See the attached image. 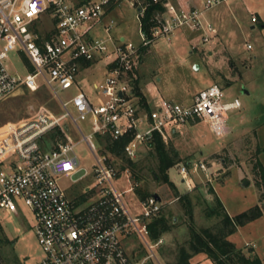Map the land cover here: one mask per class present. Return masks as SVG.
<instances>
[{
    "label": "built area",
    "instance_id": "2783aa9c",
    "mask_svg": "<svg viewBox=\"0 0 264 264\" xmlns=\"http://www.w3.org/2000/svg\"><path fill=\"white\" fill-rule=\"evenodd\" d=\"M120 1L123 0H88L76 5L72 0H0V102L19 90L38 91V80L55 97L58 92L73 90L67 101H60L64 110L60 116L40 108L17 126L12 125L0 138V212L18 215L19 204L26 207L42 253L38 264L156 262L154 250L163 239L160 237L151 243L148 224L160 215L161 200L152 195L145 200L138 199L139 211L134 213L124 198L126 193H134L136 187L129 171L124 170L120 177L112 161L114 156L98 153L93 136L97 144L98 137L102 141L126 139L122 154L133 162L139 147L152 142L155 134L166 143L174 129L190 123L204 121L220 138L226 133L229 115L241 109L240 100L227 98L217 84L197 92L188 105L156 96L146 104L148 108H143L130 85L138 49L109 35L113 20L103 26L106 37L93 35L107 7ZM225 1L205 0L201 10L166 2L154 38L186 27L201 31L202 42L208 43L217 32L210 25L203 26L200 16ZM135 4L140 7L139 0L132 1ZM45 17L49 18L54 32L39 45L36 26ZM255 22L252 16L251 23ZM141 37L142 46H147L150 42L142 34ZM12 55L19 59L24 73L11 67ZM23 57L28 60L30 70ZM96 62H104L107 69L102 82L94 85L101 96L94 105L82 90L78 74L82 64ZM87 117L91 134L85 136L78 121ZM66 118L76 125L94 157L91 170H85L82 175L90 178V184L71 200L59 184L61 177H70L80 169L73 154L75 144L60 125ZM55 127L60 128L65 141L54 148H41L42 137ZM178 173L188 190L194 188L192 175L203 173L211 180L215 174L202 160L180 164ZM124 180L128 187L120 190L116 183ZM134 237L142 240L149 254L131 262L124 241Z\"/></svg>",
    "mask_w": 264,
    "mask_h": 264
},
{
    "label": "rangeland",
    "instance_id": "374dc122",
    "mask_svg": "<svg viewBox=\"0 0 264 264\" xmlns=\"http://www.w3.org/2000/svg\"><path fill=\"white\" fill-rule=\"evenodd\" d=\"M132 1L134 0L112 3V8L105 11L102 23L99 24L101 25L99 32L101 37H106L103 26L109 20H113L114 26L109 35L115 40L123 36L126 42L138 49L136 66L130 75V85L135 96L140 93L147 102L150 97L145 88L149 85L164 100L186 104L210 81L224 88L227 95L238 98L242 104L239 112L229 115L230 127L220 138L210 131L208 124L204 121L190 124L194 125L192 128L186 125L180 132L169 134L166 143L176 150L180 159L168 170L174 189L154 181L153 172L157 171V159L147 143L139 147L137 157L133 161L136 163L134 170L126 167L124 160L112 157L115 169L121 174L120 177L123 176L124 170H128L133 185H136L135 188L141 189L143 193L157 194L161 199L160 215L165 216L169 221L171 231L163 234L164 243L155 248L156 262L152 261L151 264H165L171 260L173 250L175 251L179 244L188 240L189 216L186 213L188 207H192V219L197 229L213 226L216 222L215 218L209 219L205 214L207 204L212 203L213 196L208 194L212 183L206 181L203 173L194 174L195 176L192 175L194 188L188 190L185 184L181 183L182 179L178 173L180 164L190 160H202L214 172L221 167L212 175L213 183H222L229 176L231 167L248 164L252 168L253 181L259 180L257 161L261 165L262 159L264 160V152L260 161L258 158L262 149L264 151V46L263 39L259 35V24H253L254 29H250V15L245 9H241L238 16L234 18L232 30L228 34L227 48L223 47L222 39L216 42L217 46L210 48V43L215 42L213 39L208 43L202 42L201 31L182 27L173 30L170 34L156 35L146 49L140 51L142 37L137 18L138 5H132ZM169 2L177 6V0H169ZM204 2L205 0H199L200 10ZM222 7L223 5H217L203 12L200 16L203 26H213L210 22H205L204 18ZM52 26L49 18L45 17L36 27L38 32L43 34L51 30ZM247 45H250L252 49H247ZM209 50L212 53H209ZM10 63L13 69L24 73L25 69L22 68L16 56L12 55ZM103 68V62H99L85 72L86 78L81 79L82 90L94 105L99 103L101 96L93 83L99 84L102 81ZM37 83L38 91L29 92L24 89L23 92H17L0 102V138L7 134L12 125L17 126L19 122L6 127L2 125L3 123L25 120L33 116L40 108L46 109L55 117L64 113L60 101H67L73 94V90L58 92V97H55L43 81L38 80ZM68 109L72 112L70 105ZM240 121L242 123L238 125ZM60 125L75 144L73 154L80 168L74 175L59 179L60 186L71 200L90 184V178H84L82 175L85 170H91L94 157L70 118L63 119ZM78 127L85 136L91 134L88 117L84 121H78ZM57 128L60 129L55 127L51 132ZM48 136L49 133L41 139L40 146L43 149L51 148ZM93 142L97 146L98 153L108 155L104 145L97 144L96 136H93ZM217 147L220 149L207 157ZM123 167L126 168L122 170ZM235 182L237 183L233 176L228 188L236 190ZM116 185L120 190L128 187L125 180ZM240 189L249 199V192L252 189L249 186H241ZM259 191L261 194V189ZM180 197L181 200H179ZM124 198L137 214L139 205L135 195L126 193ZM149 241L153 243L150 239ZM125 247L131 262L149 254L148 248L137 237H134ZM41 257L42 253L34 235L33 220L26 207L19 204L18 215L7 211L0 212V264H38Z\"/></svg>",
    "mask_w": 264,
    "mask_h": 264
},
{
    "label": "trees",
    "instance_id": "16d2710c",
    "mask_svg": "<svg viewBox=\"0 0 264 264\" xmlns=\"http://www.w3.org/2000/svg\"><path fill=\"white\" fill-rule=\"evenodd\" d=\"M139 1L140 7L137 9V12H140L138 17L139 29L145 40L152 42L155 39L153 35L154 30L159 26V21L165 11L163 4L169 0ZM53 32L54 29L44 32L43 34L37 31L38 38L36 42L41 45L44 40L49 39ZM146 47L147 46H141L140 51L146 49ZM23 62L30 70L31 66L25 57H23ZM86 65L89 66L90 63ZM132 94L134 95L133 91ZM134 97L143 108H148L140 93H137ZM48 137L52 148L56 147L58 143L65 141L63 133L58 128L51 132ZM100 140L101 139L98 137V143L104 145L105 151L124 160L126 167H129L131 170L135 169L136 163L125 158L122 154V147L126 143V139L111 141L108 138H104L103 141ZM147 146L152 150L153 156L157 159V171L153 172L154 181L158 184H166L174 189V185L168 176V170L180 161L176 150L162 141L158 134H155L153 141L148 143ZM257 164L259 168V180L255 181V186L257 189H261L260 201H262L264 200V170L258 161ZM126 167H123L122 170ZM135 179L137 181L139 180V178ZM134 191L141 200H145L147 197L153 195L151 193H143L139 188H135ZM208 194L212 195L213 198L212 203L207 204L205 214L209 219L215 218V224L210 227L197 229L192 219V207H188L186 210L189 216L188 240L176 247L174 251V260L168 264H191V258L200 254L204 255L212 264H262L252 247L237 249L235 245L228 240V237L235 233L237 228L261 217L264 208L260 205H255L230 217L211 187L208 189ZM181 199L180 197L179 200ZM185 199L187 200V198ZM148 230L149 239L151 241H156L164 233L171 231V225L165 216L159 215L157 218L150 221Z\"/></svg>",
    "mask_w": 264,
    "mask_h": 264
},
{
    "label": "crops",
    "instance_id": "0c3cea01",
    "mask_svg": "<svg viewBox=\"0 0 264 264\" xmlns=\"http://www.w3.org/2000/svg\"><path fill=\"white\" fill-rule=\"evenodd\" d=\"M72 1L74 4L80 5L81 3H84L88 0H86V1H74V0H72ZM184 2H185V4H184ZM198 2H199V0H177L176 4H177V6H181L184 9L191 8V9L200 10ZM219 5H223V7L220 8L219 10L214 11L213 14H211L210 16H207L206 18H204L205 22L208 21L211 24H213V26H211V27L215 28V30L217 32V34L213 37V40L215 42H213V44L210 43V46H209L210 48H212L213 46H217L216 42H219L220 39H222L223 47L227 48V46H228V44H227L228 43L227 42L228 34H230V31L232 30L231 26L234 24V18H236V16H238L239 11L241 9H245L247 11V13H249V15H250V21H249L250 22V29H254L253 24H256V23L259 24V27H260L259 35L263 39L262 45L264 46V0H226L225 2H223ZM112 6H113V4H110L106 10H108L109 8H112ZM252 16H254L256 18L255 23H251V17ZM100 29H101V25L98 24L93 31V35H95V36L99 35L100 36V32H99ZM119 40H125V38L123 36H119ZM247 46H246V48H247ZM250 49H252L251 46H250ZM209 53H212V52L210 51ZM98 63L99 62H96V63L90 64L89 66H87L86 64H82L81 68H80V72L78 74L79 81L81 82V79L86 78L85 72L89 68H91L93 65L98 64ZM103 64H104V68H103L104 71L102 72V80L105 77L106 69H107L106 64L104 62H103ZM95 84H97V83L94 82L93 86ZM211 84H213V83L209 81V84L206 87H208ZM206 87H204V88H206ZM145 90L147 91V93L150 97L149 99H147V102L145 101L146 104L150 103L154 99V97L160 96L159 94L155 93L154 88H152L149 85L146 86ZM223 90L225 92L224 88H223ZM17 92L20 93V92H23V90H19ZM225 95L227 98H235V97H232L230 95H227L226 92H225ZM193 96H192L191 100L184 105L190 104L192 102ZM241 108H242V104H241ZM239 111L240 110H238L237 112H239ZM15 122H20V121L18 120V121L7 122V123H3L2 125H4V127H6V126H10L11 124H14ZM195 123H197V122H195ZM195 123H190V124H195ZM230 123L231 122H229V117H228L226 120V124H225L226 125V131L229 129ZM241 123H242L241 121L238 122V125ZM190 124H187V125H190ZM184 126H186V125H183L181 127L174 129L170 134H173L175 132H180L181 128ZM192 127H194V125L193 126L190 125V128H192ZM255 136L257 137L258 135H256V133H255ZM257 143H258V140H257ZM219 149H220V147H217V149H215V151H213L212 153L207 155V157L216 153ZM263 152L264 151L262 149V152L258 157L259 161L263 157ZM262 162H263V164H261V166L264 170V160L263 159H262ZM220 168L221 167H219L218 170H220ZM218 170H216V171H218ZM229 173H230L229 176L226 179H224V181L222 183H213L212 177H211V180H208L206 175L203 174L206 177L205 178L206 181L209 183H212L211 188L213 189V191L215 192V194L219 198V200H220L221 204L223 205L226 213L230 217H232V216H235V215H237V214H239V213H241V212H243V211H245V210H247V209H249L255 205H260V206H262V208H264V202L260 201V199H261L260 198V196H261L260 191H259V189H257V187L255 186V182L252 179L253 178V172H252L251 166L247 164L244 166L239 165V166L231 167V169H229ZM233 176L235 177V179L237 181V183L235 182V184L237 185V187L235 185L236 190H232V189L228 188L230 180ZM191 180H192V183L194 185L193 176L191 177ZM181 183L183 184L182 180H181ZM239 185H241L242 187L249 186L252 189L251 192H249L250 193L249 199H247V195L244 194V191H242L240 189L241 186L239 187ZM227 192H229V194ZM133 194L135 195V198L138 202L139 197L137 196V194L135 192ZM225 197H227V199H225ZM246 199H247V203H246ZM162 236H161V238L163 239V243H164V238ZM133 239L134 238L125 240L124 241V247L127 244H129L131 242V240H133ZM228 240L231 243H233L237 249H245L246 247H252L255 254L261 260L262 264H264V209H263V215L261 217L245 224L244 226L237 228L236 232L231 234L228 237ZM163 243L161 245H163ZM125 249H126V247H125ZM171 256H172L171 260L167 261L165 264L173 262L174 250H173ZM191 264H212V262L210 260H208L204 255L200 254V255H196V256L191 258Z\"/></svg>",
    "mask_w": 264,
    "mask_h": 264
},
{
    "label": "water",
    "instance_id": "95a60500",
    "mask_svg": "<svg viewBox=\"0 0 264 264\" xmlns=\"http://www.w3.org/2000/svg\"><path fill=\"white\" fill-rule=\"evenodd\" d=\"M157 201H160L161 199H160V197L157 195V194H153L152 195Z\"/></svg>",
    "mask_w": 264,
    "mask_h": 264
}]
</instances>
